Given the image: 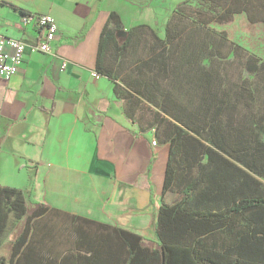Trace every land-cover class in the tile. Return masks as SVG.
Wrapping results in <instances>:
<instances>
[{"label": "trees", "instance_id": "1", "mask_svg": "<svg viewBox=\"0 0 264 264\" xmlns=\"http://www.w3.org/2000/svg\"><path fill=\"white\" fill-rule=\"evenodd\" d=\"M204 1L212 11L181 0L160 30L143 24L100 40L98 72L117 81L127 116L168 145L163 191L180 195L157 207L153 245L119 229L125 264H264V61L211 27L241 13L264 22V0ZM142 31L149 54L126 66L120 85L113 64L128 62L145 41L134 35ZM29 203L23 190L0 185V240L14 233L0 264L39 262L30 230L45 208L28 212Z\"/></svg>", "mask_w": 264, "mask_h": 264}, {"label": "crops", "instance_id": "2", "mask_svg": "<svg viewBox=\"0 0 264 264\" xmlns=\"http://www.w3.org/2000/svg\"><path fill=\"white\" fill-rule=\"evenodd\" d=\"M168 12L165 0H0V36L25 43L18 71L0 79V185L45 208L31 222L33 264H125L119 229L151 239L157 207L179 199L163 191L168 145L97 70L103 33L160 30ZM23 14L56 20L49 52L31 50L41 32Z\"/></svg>", "mask_w": 264, "mask_h": 264}, {"label": "rangeland", "instance_id": "3", "mask_svg": "<svg viewBox=\"0 0 264 264\" xmlns=\"http://www.w3.org/2000/svg\"><path fill=\"white\" fill-rule=\"evenodd\" d=\"M181 0H165L166 8H170V12L172 11V5H177ZM191 7L199 8L206 11H212L211 6L208 2L204 0H190L188 3ZM168 12L166 16L170 14ZM166 17V18H167ZM166 20V19H165ZM216 31H224L228 39L241 48H243L249 55H253L254 57L259 59V63L264 61V22L261 23H250L245 14H237L234 16L233 20L228 24H213L211 26ZM135 38H144L141 44V47L136 52L131 51L128 55V62L113 64V71L119 77L120 85H123V79L127 74L126 66H131L133 69L134 58L136 57H145L149 54V49L147 48L150 43V35L145 31L134 33ZM145 36V37H144ZM111 63V62H110ZM244 77L248 80H254L255 74H245ZM264 180V179H263ZM28 212H31V206L28 204ZM25 221V216L21 219L23 223ZM14 233H7L0 240V255H6L9 249V242L13 237ZM145 243L147 245H153L152 240H146Z\"/></svg>", "mask_w": 264, "mask_h": 264}, {"label": "built area", "instance_id": "4", "mask_svg": "<svg viewBox=\"0 0 264 264\" xmlns=\"http://www.w3.org/2000/svg\"><path fill=\"white\" fill-rule=\"evenodd\" d=\"M31 20L41 32V40L31 45V50L49 52L57 31L56 20L49 14L23 15L25 23ZM24 47L25 43L19 39L0 36V79L6 81L18 71ZM152 144L156 145V141H152Z\"/></svg>", "mask_w": 264, "mask_h": 264}, {"label": "water", "instance_id": "5", "mask_svg": "<svg viewBox=\"0 0 264 264\" xmlns=\"http://www.w3.org/2000/svg\"><path fill=\"white\" fill-rule=\"evenodd\" d=\"M125 35H126V32H125L124 30H118V31L116 32V36H117V37L125 36Z\"/></svg>", "mask_w": 264, "mask_h": 264}]
</instances>
